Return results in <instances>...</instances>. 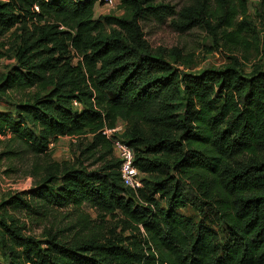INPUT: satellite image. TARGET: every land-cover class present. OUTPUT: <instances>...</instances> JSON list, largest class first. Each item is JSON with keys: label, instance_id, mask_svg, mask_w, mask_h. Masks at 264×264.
Segmentation results:
<instances>
[{"label": "trees", "instance_id": "16d2710c", "mask_svg": "<svg viewBox=\"0 0 264 264\" xmlns=\"http://www.w3.org/2000/svg\"><path fill=\"white\" fill-rule=\"evenodd\" d=\"M97 3L0 0V39L13 31L16 43L0 97L34 91L15 114L0 111V158L47 157L35 162L29 190L0 201L6 264H264V37L263 57L245 71L236 54L245 21L235 24L245 10L233 0L153 10L161 19L174 15L178 33L202 26L220 35L229 52L221 69L178 80L144 39L139 0H122L130 18L95 19ZM260 6L264 18V0ZM118 119L127 123L123 142L140 174L169 183L123 185L112 141L101 133ZM63 137L74 140L73 163L48 157L50 143ZM154 157L171 161L174 176ZM183 183L198 211H211L208 225L180 213L188 204ZM56 211L74 222L65 230L42 225ZM26 220L42 226L40 236ZM215 225L225 228V241Z\"/></svg>", "mask_w": 264, "mask_h": 264}, {"label": "rangeland", "instance_id": "374dc122", "mask_svg": "<svg viewBox=\"0 0 264 264\" xmlns=\"http://www.w3.org/2000/svg\"><path fill=\"white\" fill-rule=\"evenodd\" d=\"M142 3L143 13L140 19L141 29L143 31L144 39L149 47L154 52L162 53L166 62L179 75L181 80L183 74L188 76H197L206 70L221 69L228 62L227 57L229 52L227 47L222 46L223 41L219 40V36H212L202 26H196L186 33H178L171 28V20L188 0H139ZM262 0H233L234 5L241 11L245 10L244 16L239 13L235 19V24L245 21L240 31V36L244 43L240 47V52L237 56L243 62V69L249 71L251 66L258 63L263 55L262 49L257 46L258 41L264 37V18L261 15L263 9L261 8ZM167 7L172 10V14H168L165 18H159L152 14L153 10ZM95 19L103 17L113 18H130L131 14L124 9L122 0H110L104 3H97L94 8ZM10 31L2 39H0V79L14 66V48L16 47L15 38ZM258 51V52H257ZM263 54V53H262ZM34 91L28 90L25 92H9L8 97H0V111L10 112L15 114V109L18 104L28 102ZM75 110H81L82 107L78 103L73 104ZM116 127H121L120 134H116L115 138L121 141L126 140L130 135L127 123L121 119L116 122ZM129 131V132H128ZM1 139H5L2 138ZM74 140L69 137L59 138L51 142L49 145L48 157L50 160L58 163L66 162L73 163L78 156L74 146ZM4 151V146L0 145V153ZM77 154V155H76ZM46 156H42L37 162H44ZM151 161H156L161 165L164 174L174 176L173 163L169 160L161 159L159 157L151 158ZM36 159L29 155H22L17 158L9 159L7 157L0 158V201L12 192H22L29 190L35 177L31 174L33 166L37 163ZM85 165L89 163H84ZM94 167H90L93 169ZM140 181L150 183H169L165 175L151 174L139 175ZM184 194L188 199V204L185 208L180 210V213L191 218L196 224L203 223L208 225L212 220L211 211L205 209L204 214H201L198 209L197 198L185 183L180 184ZM157 198V196H156ZM165 207V203L162 202ZM84 213L94 220L95 215L93 211L84 207ZM27 221L29 232L35 236H40L42 226L35 225L37 222ZM106 221H110L107 218ZM74 222V216L68 215V211H56L45 221L42 225H53L57 229L65 230L69 224ZM98 224L96 221L94 224ZM219 223V222H217ZM221 224V223H219ZM218 232L219 238L226 240L227 234L225 228L221 225L213 227ZM68 234V232H65ZM0 264H6V257L0 248Z\"/></svg>", "mask_w": 264, "mask_h": 264}, {"label": "built area", "instance_id": "2783aa9c", "mask_svg": "<svg viewBox=\"0 0 264 264\" xmlns=\"http://www.w3.org/2000/svg\"><path fill=\"white\" fill-rule=\"evenodd\" d=\"M110 0H100L101 3ZM121 127L113 129L103 128L102 135L112 141L113 155L119 162V174L121 181L125 187L133 190L141 188L142 184L139 180L140 172L134 165V152L126 143L120 139H116L115 135L120 134Z\"/></svg>", "mask_w": 264, "mask_h": 264}]
</instances>
